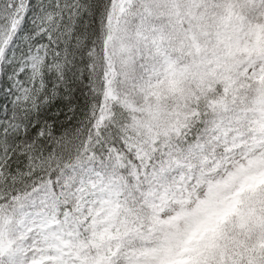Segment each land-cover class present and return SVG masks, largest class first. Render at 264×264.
<instances>
[{
	"label": "snow or ice",
	"instance_id": "obj_1",
	"mask_svg": "<svg viewBox=\"0 0 264 264\" xmlns=\"http://www.w3.org/2000/svg\"><path fill=\"white\" fill-rule=\"evenodd\" d=\"M0 264H264V0H0Z\"/></svg>",
	"mask_w": 264,
	"mask_h": 264
}]
</instances>
